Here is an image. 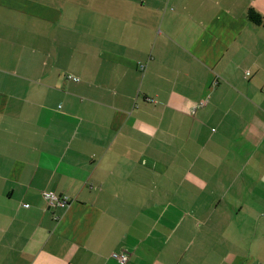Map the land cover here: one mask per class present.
I'll return each instance as SVG.
<instances>
[{"label": "crops", "instance_id": "1", "mask_svg": "<svg viewBox=\"0 0 264 264\" xmlns=\"http://www.w3.org/2000/svg\"><path fill=\"white\" fill-rule=\"evenodd\" d=\"M119 254L264 264V0H0V264Z\"/></svg>", "mask_w": 264, "mask_h": 264}, {"label": "built area", "instance_id": "2", "mask_svg": "<svg viewBox=\"0 0 264 264\" xmlns=\"http://www.w3.org/2000/svg\"><path fill=\"white\" fill-rule=\"evenodd\" d=\"M72 78V77H69ZM73 80H77L76 78H72ZM44 200L47 203L48 209H53L59 207L61 209H65L70 204V199L65 195H57L51 191L43 192ZM119 264H125L127 262V255L126 254H119L116 256Z\"/></svg>", "mask_w": 264, "mask_h": 264}, {"label": "trees", "instance_id": "3", "mask_svg": "<svg viewBox=\"0 0 264 264\" xmlns=\"http://www.w3.org/2000/svg\"><path fill=\"white\" fill-rule=\"evenodd\" d=\"M247 18L255 23V24H261L262 23V17L254 10L250 9L248 12H247Z\"/></svg>", "mask_w": 264, "mask_h": 264}]
</instances>
